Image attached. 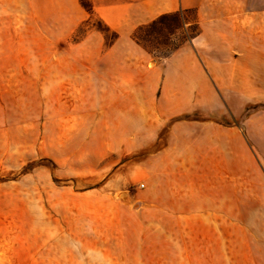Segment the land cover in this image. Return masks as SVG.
I'll return each instance as SVG.
<instances>
[{
    "label": "rangeland",
    "instance_id": "rangeland-1",
    "mask_svg": "<svg viewBox=\"0 0 264 264\" xmlns=\"http://www.w3.org/2000/svg\"><path fill=\"white\" fill-rule=\"evenodd\" d=\"M92 2L0 0V264H131L144 240L199 234L154 230L146 193L222 190L214 160L146 165L155 137L139 135L159 107L150 74L192 46L195 13L121 34ZM201 234L238 250V231Z\"/></svg>",
    "mask_w": 264,
    "mask_h": 264
},
{
    "label": "crops",
    "instance_id": "crops-1",
    "mask_svg": "<svg viewBox=\"0 0 264 264\" xmlns=\"http://www.w3.org/2000/svg\"><path fill=\"white\" fill-rule=\"evenodd\" d=\"M92 10L103 12L108 26L121 34L167 14L195 13L200 31L192 46L179 49L150 74L146 94L155 97L150 103L158 99L159 107L139 135L155 137L143 147L159 153L146 156V165L170 167L176 153L175 160L183 162L175 166L195 168L214 160L223 169L222 190L145 194L151 215L160 217L154 230L199 234L144 240L130 263L233 264L235 253L238 264H264L263 3L93 0ZM194 114L200 118H183ZM215 216L224 217V223L209 218ZM232 217H239L234 227ZM220 231L239 232L238 250L233 251L231 235L201 234Z\"/></svg>",
    "mask_w": 264,
    "mask_h": 264
}]
</instances>
